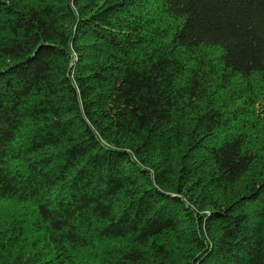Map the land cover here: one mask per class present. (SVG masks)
Returning a JSON list of instances; mask_svg holds the SVG:
<instances>
[{
	"label": "trees",
	"instance_id": "obj_1",
	"mask_svg": "<svg viewBox=\"0 0 264 264\" xmlns=\"http://www.w3.org/2000/svg\"><path fill=\"white\" fill-rule=\"evenodd\" d=\"M0 264H264V0H0Z\"/></svg>",
	"mask_w": 264,
	"mask_h": 264
}]
</instances>
